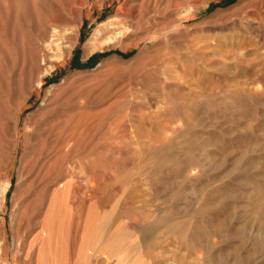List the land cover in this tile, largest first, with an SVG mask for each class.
Returning <instances> with one entry per match:
<instances>
[{"label":"rangeland","instance_id":"1","mask_svg":"<svg viewBox=\"0 0 264 264\" xmlns=\"http://www.w3.org/2000/svg\"><path fill=\"white\" fill-rule=\"evenodd\" d=\"M0 248L264 264V0H0Z\"/></svg>","mask_w":264,"mask_h":264},{"label":"bare ground","instance_id":"2","mask_svg":"<svg viewBox=\"0 0 264 264\" xmlns=\"http://www.w3.org/2000/svg\"><path fill=\"white\" fill-rule=\"evenodd\" d=\"M59 206H60L59 200L56 199V198H54V201H53V209L52 210L55 212V215L53 216V218L51 220V223L53 224V227H55V229H56L55 232H58L57 229L59 227V221H58ZM109 235H108V240H107L108 242L105 244V247H107V246H115L117 243H120V241H121L120 238L117 239V238L112 237V234H109ZM1 252H3V251L0 248V253ZM122 259L125 260L123 264H135V258H133V259H127V256H124V257H122Z\"/></svg>","mask_w":264,"mask_h":264}]
</instances>
